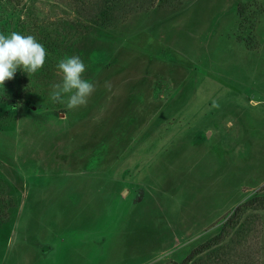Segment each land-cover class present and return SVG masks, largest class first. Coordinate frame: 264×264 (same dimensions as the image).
Here are the masks:
<instances>
[{
    "label": "rangeland",
    "instance_id": "374dc122",
    "mask_svg": "<svg viewBox=\"0 0 264 264\" xmlns=\"http://www.w3.org/2000/svg\"><path fill=\"white\" fill-rule=\"evenodd\" d=\"M0 32L47 50L0 87V264L182 262L264 197V0H0ZM192 259L264 264V201Z\"/></svg>",
    "mask_w": 264,
    "mask_h": 264
},
{
    "label": "clouds",
    "instance_id": "9594fccd",
    "mask_svg": "<svg viewBox=\"0 0 264 264\" xmlns=\"http://www.w3.org/2000/svg\"><path fill=\"white\" fill-rule=\"evenodd\" d=\"M46 56L45 46L33 35L0 32V87H4L5 81L12 79L18 70L36 73L43 68ZM57 68L63 79L61 84L54 86L50 99L66 104L68 109L85 105L94 91L93 83L83 77L85 62L78 55L66 56L59 60ZM213 106H217L215 102Z\"/></svg>",
    "mask_w": 264,
    "mask_h": 264
},
{
    "label": "trees",
    "instance_id": "16d2710c",
    "mask_svg": "<svg viewBox=\"0 0 264 264\" xmlns=\"http://www.w3.org/2000/svg\"><path fill=\"white\" fill-rule=\"evenodd\" d=\"M242 5L239 4L238 6V13L239 15H242ZM264 201V197H256L248 202H245L243 204H240L236 207L232 215L228 218V220L224 223L221 231L213 236L211 239H209L207 242L199 245L197 248L192 250V252L182 261V262H176L174 264H189L196 255L199 253H202L204 250L210 248L213 244L219 243L220 241H223L225 239V236L229 233L230 229L233 227V225L238 220L239 216L242 214V212L249 207H253L258 202L262 203Z\"/></svg>",
    "mask_w": 264,
    "mask_h": 264
}]
</instances>
